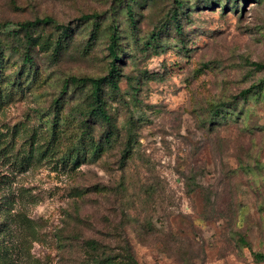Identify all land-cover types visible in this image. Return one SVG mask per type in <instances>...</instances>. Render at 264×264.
<instances>
[{
  "label": "rangeland",
  "instance_id": "rangeland-1",
  "mask_svg": "<svg viewBox=\"0 0 264 264\" xmlns=\"http://www.w3.org/2000/svg\"><path fill=\"white\" fill-rule=\"evenodd\" d=\"M183 1L180 35L172 0H135L136 29L117 0H0L13 24L0 37V264H127V242L138 264H264V0ZM44 17L72 35L56 51L60 32L38 28L25 62L13 30ZM114 25L120 92L112 126L89 124L110 136L97 150L81 126L89 87L64 86L107 74Z\"/></svg>",
  "mask_w": 264,
  "mask_h": 264
},
{
  "label": "trees",
  "instance_id": "trees-1",
  "mask_svg": "<svg viewBox=\"0 0 264 264\" xmlns=\"http://www.w3.org/2000/svg\"><path fill=\"white\" fill-rule=\"evenodd\" d=\"M135 0H117L119 5L124 8L125 10V16L130 21V26L132 29H136L135 25L137 26V20H136V14H135V7L134 2ZM206 5H211L209 2H204ZM184 1L183 0H172V6L170 8V12L168 13V23L167 25L173 24L175 26L176 32H178L180 35L182 34V25L179 22L178 15L179 12L184 8ZM103 15L99 14H86L80 17L78 20L79 22L86 23V22H93L95 25L99 27L100 25V19ZM13 26V24L5 23L0 24V37L3 34V31L7 29L8 27ZM45 26H53L56 28L57 31L60 32V37L55 42L56 48L55 50L58 51L60 49V44L62 40L68 39L72 35V27L70 24H60L56 20H54L52 17H44V18H36L33 21H27L23 22L21 24H17L18 30H13L14 36L19 37L22 39L25 47V56L24 61L28 63H33V56L32 51L33 49L38 45V36L36 35V30L40 27ZM158 27V26H157ZM156 27V28H157ZM166 27V24L163 26L158 27V33H152L149 41L146 43V49L149 47L155 46L156 43H158L159 38L161 34L163 33L164 28ZM118 33L116 26L114 25V31L110 35V46H109V54L112 57V62L110 64V68L106 75L98 78H76L71 77L66 83L64 88L67 90V86L69 84H72L73 86H76L78 88L85 89L86 87H89V92L87 96V104L80 108V116L82 118L81 120V126L83 130V134L85 135V138L83 141L89 142L91 145H95L97 150H101L103 148V142L104 141H110L109 137H105L104 141L96 140L93 137V126L89 125L91 121L100 122L103 125H106L107 127L112 126V115L109 113V102L108 99L112 97L113 94H118L120 92L119 87V78H120V68L118 66L119 63L123 61L122 56L119 53L118 48ZM1 47L2 42L0 38V54H1ZM260 67V65H257ZM250 90L243 91L241 93L242 97H246L249 95ZM219 108H216L215 112L218 113ZM97 141H95V140ZM83 150H79L78 154L74 156H79L80 153H82ZM65 163H67L65 161ZM98 242L95 240L89 241L87 244L88 246L96 251L98 250L97 244ZM127 247L125 248V263L127 264H138V262L135 259L134 254L132 253V247L129 242L126 243ZM253 257L255 258L256 262L261 263L264 262V253H254ZM112 259L107 257H98L95 264H106L108 262H111Z\"/></svg>",
  "mask_w": 264,
  "mask_h": 264
}]
</instances>
